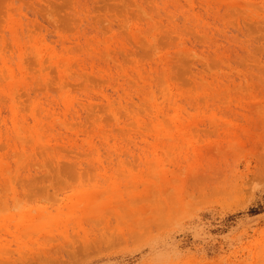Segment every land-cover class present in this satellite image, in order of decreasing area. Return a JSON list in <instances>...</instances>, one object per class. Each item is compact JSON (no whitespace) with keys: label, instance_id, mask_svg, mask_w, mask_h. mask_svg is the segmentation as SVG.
<instances>
[{"label":"rangeland","instance_id":"374dc122","mask_svg":"<svg viewBox=\"0 0 264 264\" xmlns=\"http://www.w3.org/2000/svg\"><path fill=\"white\" fill-rule=\"evenodd\" d=\"M0 264H264V0H0Z\"/></svg>","mask_w":264,"mask_h":264}]
</instances>
